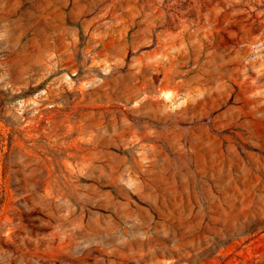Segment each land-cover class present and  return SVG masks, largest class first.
I'll use <instances>...</instances> for the list:
<instances>
[{
  "label": "rangeland",
  "instance_id": "rangeland-1",
  "mask_svg": "<svg viewBox=\"0 0 264 264\" xmlns=\"http://www.w3.org/2000/svg\"><path fill=\"white\" fill-rule=\"evenodd\" d=\"M0 264H264V0H0Z\"/></svg>",
  "mask_w": 264,
  "mask_h": 264
},
{
  "label": "bare ground",
  "instance_id": "bare-ground-1",
  "mask_svg": "<svg viewBox=\"0 0 264 264\" xmlns=\"http://www.w3.org/2000/svg\"><path fill=\"white\" fill-rule=\"evenodd\" d=\"M106 70V69H105Z\"/></svg>",
  "mask_w": 264,
  "mask_h": 264
}]
</instances>
